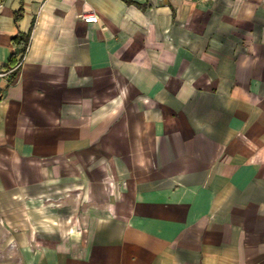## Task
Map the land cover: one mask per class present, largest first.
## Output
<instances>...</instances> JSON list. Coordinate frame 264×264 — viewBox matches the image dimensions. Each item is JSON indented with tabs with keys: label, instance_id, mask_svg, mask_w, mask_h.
I'll list each match as a JSON object with an SVG mask.
<instances>
[{
	"label": "crops",
	"instance_id": "obj_1",
	"mask_svg": "<svg viewBox=\"0 0 264 264\" xmlns=\"http://www.w3.org/2000/svg\"><path fill=\"white\" fill-rule=\"evenodd\" d=\"M0 72V264H264V0H0Z\"/></svg>",
	"mask_w": 264,
	"mask_h": 264
},
{
	"label": "trees",
	"instance_id": "obj_2",
	"mask_svg": "<svg viewBox=\"0 0 264 264\" xmlns=\"http://www.w3.org/2000/svg\"><path fill=\"white\" fill-rule=\"evenodd\" d=\"M28 43H29V36L20 37V38L15 39V44L18 45L20 49L13 53L11 60L9 62V65H8L9 68H13L17 64V61L19 58L18 56H22L23 54L26 53L27 48H28Z\"/></svg>",
	"mask_w": 264,
	"mask_h": 264
},
{
	"label": "built area",
	"instance_id": "obj_3",
	"mask_svg": "<svg viewBox=\"0 0 264 264\" xmlns=\"http://www.w3.org/2000/svg\"><path fill=\"white\" fill-rule=\"evenodd\" d=\"M80 18L86 23H96L98 21V16L94 11H88L86 13H83L82 15H80ZM25 54H23L22 56L19 57L17 64L12 68L11 71H15L17 69H20L22 63L24 62ZM5 75L6 74L0 72V77H3Z\"/></svg>",
	"mask_w": 264,
	"mask_h": 264
}]
</instances>
